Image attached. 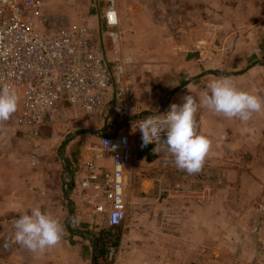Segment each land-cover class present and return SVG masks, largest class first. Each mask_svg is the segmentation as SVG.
Wrapping results in <instances>:
<instances>
[{
    "label": "crops",
    "instance_id": "obj_1",
    "mask_svg": "<svg viewBox=\"0 0 264 264\" xmlns=\"http://www.w3.org/2000/svg\"><path fill=\"white\" fill-rule=\"evenodd\" d=\"M106 4L104 0L105 9ZM118 10L123 40L116 44L119 57L131 60L127 80L132 103L138 109L136 114L146 110L154 112L137 121L153 116L162 107L168 91L191 76L209 69L237 71L254 60L264 61V0H130L125 6L119 0ZM45 12H49L47 6ZM52 15L49 17L53 18ZM107 37L105 49L113 60L117 56L115 40L110 34ZM15 97L14 94L6 97L0 107L1 126L6 125L8 113L18 115L21 101L16 110ZM179 109L197 121L194 135L185 133L183 139L176 133L182 130L171 126L169 132L146 139L170 142L172 146L166 157L175 170L182 163L190 172L200 170L213 179L202 180L198 190L191 189V182L183 181L182 186L175 179L171 185L177 188L178 194L174 196L178 198L172 202L182 205L183 214H191L192 197L199 195L198 203L202 204L204 214H241L240 203L252 201L249 182L256 178L253 172L264 169L259 158L264 156V65H255L241 74L208 73L196 78L168 99L165 110L174 114ZM109 112L104 117L107 128ZM154 120L164 125L160 118ZM50 127L43 124L37 136L47 142L46 148L34 145L37 137L17 135L12 128L0 135V264H91L87 238L72 234L66 225L64 202L59 201L64 197L65 181L54 180L50 168L56 164H53L56 155L50 144L59 134L53 130L51 135ZM125 129L121 127L120 131ZM164 157L150 165L159 166L161 159L166 161ZM70 159L73 172L67 175V184L72 188L75 227L83 224L82 216L92 214L87 209L81 210L82 197L74 187L75 176L87 161L96 160L104 169L111 167V161L99 157L95 149L79 146L73 149ZM141 161L136 159L133 166ZM53 199L57 203L55 207ZM91 217L89 221L93 222ZM222 225L224 221L218 218V232L209 227L201 230L205 239L215 233L218 240L199 248L205 257L203 261L207 264L262 261L259 258L262 251L256 244L242 246L241 257L233 253L236 244L220 241L222 235L232 236L233 228ZM175 232L186 233L187 228ZM173 258L174 254L168 255L166 264H176Z\"/></svg>",
    "mask_w": 264,
    "mask_h": 264
},
{
    "label": "built area",
    "instance_id": "obj_2",
    "mask_svg": "<svg viewBox=\"0 0 264 264\" xmlns=\"http://www.w3.org/2000/svg\"><path fill=\"white\" fill-rule=\"evenodd\" d=\"M44 6V0H0V107L11 94L20 99L18 128L38 136L43 124L61 119L64 107L81 112L90 122L101 119L113 107V113L126 120L122 128L144 122L130 120L138 109L128 87L131 60L119 57L116 44L123 40L119 0H107L102 15L117 54L113 60L107 55L108 63L100 40L89 35L88 16L61 23L45 15ZM166 120L186 134L197 131V121L183 109L167 115ZM126 129L115 137L102 136L93 147L99 157L110 159V168L90 160L74 179L82 197L81 210H89L111 227L122 226L129 211L126 181L137 148ZM109 256L114 264H128L114 247Z\"/></svg>",
    "mask_w": 264,
    "mask_h": 264
},
{
    "label": "rangeland",
    "instance_id": "obj_3",
    "mask_svg": "<svg viewBox=\"0 0 264 264\" xmlns=\"http://www.w3.org/2000/svg\"><path fill=\"white\" fill-rule=\"evenodd\" d=\"M144 1L151 2L152 0ZM129 2L130 0H123V5H127ZM44 3V12L46 6L47 9L49 8V12H47L48 14L45 12V15L50 16L51 14H53V19H56L61 23L82 21L85 17L88 16L86 25L92 32L89 34L90 37L94 40H100L99 17L101 16L102 19V15L105 10V8L103 7L104 0H44ZM106 34L107 33L105 32V25H103L104 45L108 40V34ZM223 71L231 70L223 69ZM13 101L17 102V104L15 103L17 110L19 108L20 99L18 97H15ZM166 105L164 110L162 108H159L158 111L155 110V114L153 116L144 118V122L134 124L130 129L129 127L125 126L127 128L126 131H128L129 133L131 132L130 134L132 136V139L136 143L137 149V142L140 138L150 137L154 139V134L169 132L170 128H172V124L166 120L167 115L172 114L170 111L165 110ZM107 113L108 112L106 111L102 119L90 122L85 119L84 115L81 112H78L73 108L64 107L61 119L55 124H50L52 125V127H50L49 129L51 135L53 130L59 134V137L55 140V142L50 144L52 145L51 148H53L56 155V158H54L56 159V161L53 160V164L56 163L57 165L55 164L54 166L50 167L51 172L54 175V180L67 181V177L69 176L65 168L66 164L64 158L62 154L57 152L61 144L60 142L65 138V135L68 132L78 128H102L105 124L104 117ZM11 114L13 115L15 113ZM11 114L8 113V117H6V125H0V135L5 134L6 129L9 130V128H12L13 131H16L17 135H28L30 138L37 137L33 136L27 129H19L16 123L15 115L12 116ZM157 117L160 118L161 121H164L163 126L161 125L162 122L160 123L158 122V120H154V118ZM120 121L121 120L117 113L110 114L108 120L110 124L107 128L109 132H112L115 129V126ZM160 128H163V130H161ZM23 131H25L26 133H24ZM176 133L179 134V137H182L184 139V132L180 131ZM41 137H43V135ZM101 137V134L77 135L72 139L74 140L76 138L73 143L72 141L68 143L64 155L71 158V156L73 155V149H76L78 146L86 147L87 150H92L94 146L100 143ZM30 138H27V140H31ZM37 140L40 141L41 139L37 137ZM160 143L161 146L159 145V148L157 150H159V152L163 151V154H159L157 158H162L163 156H165L164 158L166 161H163L162 158L159 166H151L150 163L155 161L157 158L151 161H147L145 158L139 159L142 161L137 166H133L132 170L127 176L126 193L130 204L127 220L122 226L112 228L108 225L107 222H105L104 219L99 218L97 215L93 214H86L85 217L82 216L83 224H76L77 227L81 228L82 226V229H86L92 232L93 235L97 238V242L98 236H100L102 233L105 234V231L108 230V228L112 229L111 236L107 238V252L100 256L98 264H114L109 256L111 247H114L117 250L119 258L127 262L128 264H166L168 263V260H166V258L171 254H174L173 259H175L174 263L176 264H207V262L203 261L205 257H203V252L202 254H200L199 248H204L205 243H208L209 246L218 240L215 233L208 235V240L205 239L201 235V230L203 232L206 227H209L213 229V231L217 229L215 232H218V218L221 222L224 221V225H222L223 227H229V229L233 228L231 232L232 236L222 235L220 241L227 240V242L229 243L236 244V249L235 251H233V253H235L239 257H241L240 249L242 248V246H254V244H256L262 251L259 257L262 261L255 262L256 264H264V169L253 172L255 173L256 178H253V181L249 182V187L253 191V195L251 196L252 201H250L249 204L244 202L240 203L239 211H242L240 212L241 214H204V210L201 208L202 204L198 203L199 195L197 197H192V199L194 200L192 204L193 207L191 209L192 213L183 214L182 205L177 206L176 202H172L173 199L178 198L174 196V194H178V192H176L177 188H173V186L171 185L173 184V181L175 179H178V182H180L182 186L183 181L186 184L188 182H191V189L198 190L200 189L202 180L209 178L213 179V176H211L210 174L207 175L205 172H202L200 170H192L190 172V170L184 168L182 163H179L180 168L177 169L176 167L177 170H175V166L170 165L167 162L168 157H166L172 145L170 144V142H167V140H160L159 144ZM40 144L42 145L41 147H48L47 142H44L43 139L40 141ZM69 145L70 148H68ZM176 149L172 150L176 151ZM259 158L263 160L262 166L264 167V156H261ZM261 159L260 161H262ZM183 169H185V172H183ZM59 173H61L62 175H59ZM147 178L150 179V181L145 180ZM161 178H163V181H161ZM153 180L155 182L154 185L151 186ZM67 186H69V184H67ZM67 195H69L70 197L71 190L68 192L65 191L64 197L61 200L59 199V201L60 204L61 201L64 202V214L68 218L69 214L71 213L70 211L72 208V199L68 198ZM195 201L197 203H195ZM159 202H161V204H158ZM53 203V206L55 207L57 204L55 199H53ZM221 205L222 204H219L220 209ZM242 207L245 208L242 210ZM51 208L52 213H55L56 210L53 207ZM43 210H45V208H43ZM171 210L179 211H174L176 212L174 213ZM91 215L94 219L93 222L89 221V219L92 220ZM222 217H225V220L221 219ZM183 227L187 228L186 233L177 234V232H175H182ZM117 235L119 236V240L116 244H114L113 242ZM87 240V253L91 258V236ZM237 246L239 247V249ZM230 253H232V251H230ZM211 263L215 264V261H212Z\"/></svg>",
    "mask_w": 264,
    "mask_h": 264
},
{
    "label": "water",
    "instance_id": "obj_4",
    "mask_svg": "<svg viewBox=\"0 0 264 264\" xmlns=\"http://www.w3.org/2000/svg\"><path fill=\"white\" fill-rule=\"evenodd\" d=\"M99 31H100V42L102 45V48L104 50V55H105V59L108 63V58H107V54H106V49H105V45H104V38H103V23H102V19L101 16L99 17ZM255 65H264V61L257 59L254 60L251 64H249L248 66H246L245 68L241 69V70H237V71H223V70H215V69H209L205 72H203L202 74H198V75H194L189 77L188 79H186L184 82H182L181 84L177 85L176 87H174L173 89H171L170 91H168L166 97L164 98V101L162 103V109L164 110L165 105L167 104V101L169 98H171L172 95H174L177 91H179L180 89H182L183 87H185L186 85H188L190 82H192L193 80H195L196 78L204 75V74H215V75H235V74H241L246 72L248 69H250L251 67L255 66ZM114 101H116V96L114 97ZM161 109V110H162ZM114 111V108H111L110 112H109V116L110 114H112ZM154 112L152 111H142L138 114H135L131 117L130 120H135L138 119L144 115H150L153 114ZM109 116H107L106 120H108ZM126 122V120H121L115 130V132H107V121L105 122V124L103 125L102 128H78L75 129L73 131L68 132L65 135V138L62 140L60 146H59V152L60 154H62L64 161H65V168L67 170V173L69 175L72 174L73 172V164L71 159L68 156L64 155V152L67 148L68 143L77 135L79 134H101L102 136H109V137H115L119 132L121 127L123 126V124ZM159 142L160 141H150L146 138H140L137 142V152H136V159H142L145 158L147 161H151L155 158H157L159 156V154L161 152H159L158 146H159ZM172 143V142H171ZM65 185V191L68 192L71 190V188L69 186H67V181L64 182ZM68 198L69 195H67ZM71 213L69 214L67 221H66V225L69 229V231L72 234L78 235V236H82L84 238L89 239L90 236L92 238V257H91V264H98V259H97V253H96V246H97V238L93 235L92 232H90L89 230L86 229H82L79 228L77 226H73V222H74V215H75V206L73 204V202H71Z\"/></svg>",
    "mask_w": 264,
    "mask_h": 264
},
{
    "label": "trees",
    "instance_id": "obj_5",
    "mask_svg": "<svg viewBox=\"0 0 264 264\" xmlns=\"http://www.w3.org/2000/svg\"><path fill=\"white\" fill-rule=\"evenodd\" d=\"M117 227V226H116ZM115 228V227H112ZM106 233H102L100 236H98V242H97V259L98 261L100 260V256H102L103 254H105L107 252L106 248H107V241H108V237L111 236L112 233V229L108 228V230L105 231ZM119 240V236L117 235L114 239V244H116Z\"/></svg>",
    "mask_w": 264,
    "mask_h": 264
}]
</instances>
